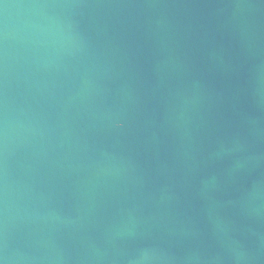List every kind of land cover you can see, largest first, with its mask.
<instances>
[{"label":"water","instance_id":"water-1","mask_svg":"<svg viewBox=\"0 0 264 264\" xmlns=\"http://www.w3.org/2000/svg\"><path fill=\"white\" fill-rule=\"evenodd\" d=\"M3 264H264V0H0Z\"/></svg>","mask_w":264,"mask_h":264},{"label":"clouds","instance_id":"clouds-1","mask_svg":"<svg viewBox=\"0 0 264 264\" xmlns=\"http://www.w3.org/2000/svg\"><path fill=\"white\" fill-rule=\"evenodd\" d=\"M0 264H3V262H2V261H0Z\"/></svg>","mask_w":264,"mask_h":264}]
</instances>
